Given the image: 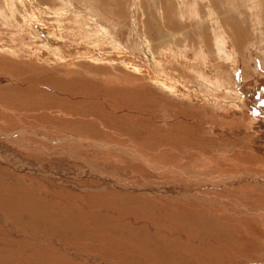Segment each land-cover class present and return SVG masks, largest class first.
<instances>
[{
	"label": "rangeland",
	"instance_id": "1",
	"mask_svg": "<svg viewBox=\"0 0 264 264\" xmlns=\"http://www.w3.org/2000/svg\"><path fill=\"white\" fill-rule=\"evenodd\" d=\"M251 1L0 0V264H264Z\"/></svg>",
	"mask_w": 264,
	"mask_h": 264
},
{
	"label": "bare ground",
	"instance_id": "2",
	"mask_svg": "<svg viewBox=\"0 0 264 264\" xmlns=\"http://www.w3.org/2000/svg\"><path fill=\"white\" fill-rule=\"evenodd\" d=\"M255 1V0H254ZM249 2V1H248ZM252 3H253V0L251 1ZM256 2V1H255ZM255 2L253 3V5L255 4ZM258 2V1H257ZM260 2V1H259ZM250 3V2H249ZM248 3V4H249ZM257 4V3H256ZM263 5V4H262ZM250 6V5H249ZM254 7H255V5H254ZM260 7V6H259ZM234 8V7H233ZM255 9V8H254ZM256 11V10H255ZM254 11V12H255ZM261 11V10H260ZM262 13H264L263 11H262ZM261 17H264L263 16V14H261ZM261 17H259L258 16V23H259V18H261ZM261 20V19H260ZM228 22H230V21H228ZM236 24V23H235ZM262 24V23H261ZM233 25V24H232ZM257 25H259V24H257ZM234 26V25H233ZM260 27H261V25H260ZM259 27V28H260ZM235 28V27H234ZM243 29V28H242ZM241 28H240V30H242ZM260 30H262V32H263V29H260ZM239 32V31H238ZM245 32V31H244ZM252 34V33H251ZM239 40V39H238ZM149 161V160H148ZM153 169H156V168H154V167H152ZM249 175V174H248ZM248 175H239V177H236V178H224V179H227V180H224V179H221V180H218V181H216L215 180V183H216V185H228V186H231V185H234V184H239V183H243V182H245V181H258V182H263L264 183V176L263 177H258V176H248ZM209 178H211V177H208L207 179L209 180ZM215 178H218V177H215ZM201 190V189H200ZM161 192H162V190H161ZM189 192V191H188ZM192 192V191H191ZM175 193V192H174ZM195 193V192H194ZM177 197V196H176ZM187 197V196H186ZM206 198V197H205ZM189 201V200H188ZM192 225V224H191ZM192 227V226H191ZM194 230V229H193ZM206 231V230H205ZM209 234V233H208ZM225 240V239H224Z\"/></svg>",
	"mask_w": 264,
	"mask_h": 264
}]
</instances>
